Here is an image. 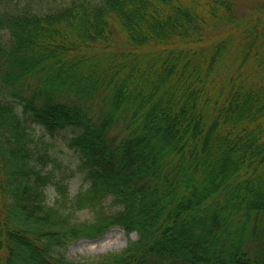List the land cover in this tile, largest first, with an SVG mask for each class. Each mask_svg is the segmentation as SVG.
<instances>
[{
    "label": "trees",
    "instance_id": "16d2710c",
    "mask_svg": "<svg viewBox=\"0 0 264 264\" xmlns=\"http://www.w3.org/2000/svg\"><path fill=\"white\" fill-rule=\"evenodd\" d=\"M239 6L0 0V264H264V0ZM28 121L79 130L73 197ZM112 226L136 238L66 257Z\"/></svg>",
    "mask_w": 264,
    "mask_h": 264
},
{
    "label": "rangeland",
    "instance_id": "374dc122",
    "mask_svg": "<svg viewBox=\"0 0 264 264\" xmlns=\"http://www.w3.org/2000/svg\"><path fill=\"white\" fill-rule=\"evenodd\" d=\"M23 2L24 0H12ZM26 1V0H25ZM53 1V0H50ZM261 0H239V10L242 12H251L254 6ZM18 109L20 107L18 106ZM27 126L30 129L34 139L40 143L41 147L47 148L53 160L59 163L60 167L56 169V179L66 183L68 187V196H74L77 191L84 189L88 181L84 178V173L77 167L79 163L78 153L69 147L70 138L79 130L66 127L54 134L48 133L41 125L28 121ZM48 200L54 201L59 195L54 185L46 187ZM73 220L89 221L93 218L91 208L75 210L72 214ZM134 231L126 232L120 226H112L103 234L96 237H79L71 241L65 255L70 260H94L98 256L108 252H118L122 250L129 240L135 239Z\"/></svg>",
    "mask_w": 264,
    "mask_h": 264
}]
</instances>
